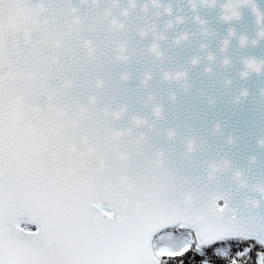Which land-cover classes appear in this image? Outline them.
I'll return each mask as SVG.
<instances>
[{
	"label": "snow or ice",
	"instance_id": "6c2138e0",
	"mask_svg": "<svg viewBox=\"0 0 264 264\" xmlns=\"http://www.w3.org/2000/svg\"><path fill=\"white\" fill-rule=\"evenodd\" d=\"M0 264H264V3L0 0Z\"/></svg>",
	"mask_w": 264,
	"mask_h": 264
},
{
	"label": "water",
	"instance_id": "95a60500",
	"mask_svg": "<svg viewBox=\"0 0 264 264\" xmlns=\"http://www.w3.org/2000/svg\"><path fill=\"white\" fill-rule=\"evenodd\" d=\"M261 3H264V0H261ZM247 15V14H246Z\"/></svg>",
	"mask_w": 264,
	"mask_h": 264
}]
</instances>
